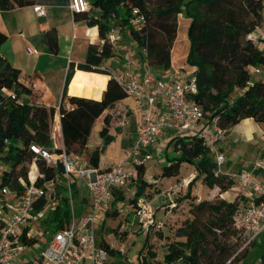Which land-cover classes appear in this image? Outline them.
<instances>
[{"label":"trees","instance_id":"1","mask_svg":"<svg viewBox=\"0 0 264 264\" xmlns=\"http://www.w3.org/2000/svg\"><path fill=\"white\" fill-rule=\"evenodd\" d=\"M34 1L41 2L0 0V10L31 5ZM88 3L86 11L72 13L73 20L83 19L87 25L96 26L100 40L108 25L120 24L134 41L139 59L145 58L150 66L158 68L157 75L170 66L169 50L176 36V16L182 14L189 20L186 29L188 47L184 62L195 68L193 76L196 90L191 98L200 106L205 122L212 116H217V124L225 133L244 118L264 122V80L250 72L252 66H260L264 70V52L262 48L259 49V45L245 38L258 25L263 8L262 0H88ZM133 8L144 16V22L138 27H133L129 22ZM88 10L95 13H88ZM5 40L6 35L0 31V46ZM41 41L51 53L57 52L54 28L44 30ZM110 55V47L105 41L88 44L83 61L68 64L56 108L63 149L66 152L80 153L89 167L99 168V155L112 140V136L107 133L109 115L105 114L102 117L103 125L98 131L101 143L88 151L86 140L92 123L104 109L111 107L125 95L111 77L107 79L99 100L67 96L65 85L73 68L109 74L107 65L106 70H99L96 66L105 63ZM18 72L0 51V162L3 165L0 169V184H8L10 187L18 186V176L25 179L27 167L34 156L28 145L33 143L51 146L49 124L55 111L54 107L31 104L19 99L21 95H28L31 91L18 80ZM63 101L68 103V107L63 106ZM168 145L175 154H164L159 176L177 175L178 167L184 162L193 165L196 173L187 181L186 191L182 196L183 199H188L186 211L189 217L174 228V238L166 243L162 262L179 260L185 264H198L201 257L220 256L225 238L233 236L230 223L237 202L221 197L195 201L189 195L190 184L196 179L208 187L216 186L218 194L231 184L224 172L217 171L211 151L199 136H174L169 139ZM36 162L43 171L44 178L60 173L59 165L53 170L40 160ZM4 165H8L9 170ZM143 173L144 164L136 165V186L129 199L130 203H135L137 198L142 197L149 185L143 178ZM60 200L52 209L51 221L54 228L67 222V202L65 198ZM120 200H123V195L117 194L112 204ZM44 205L43 199L40 200L34 206L33 213ZM117 213L116 207L109 208L104 212V217L113 218ZM156 233L158 237L161 236L159 231ZM98 244L109 254H120L101 236ZM252 244L259 246L256 254L258 261L255 264H264V241L260 243L255 240ZM136 257L139 264H155L149 261L155 260V255L146 244L137 251Z\"/></svg>","mask_w":264,"mask_h":264},{"label":"built area","instance_id":"2","mask_svg":"<svg viewBox=\"0 0 264 264\" xmlns=\"http://www.w3.org/2000/svg\"><path fill=\"white\" fill-rule=\"evenodd\" d=\"M66 3L72 13L86 11L89 6L87 0H66ZM31 7L36 16L43 15L42 2L34 1ZM129 22L138 27L144 22V16L133 8ZM123 33V26L110 24L100 41H105L111 54L117 56L113 60L123 59L121 66L115 71L109 70V74L139 113L126 155L108 167L97 168L87 166L78 152L29 144L28 149L34 156L28 165L26 180L18 176L17 187L0 184V264H114L98 244L95 226L102 221L117 191L128 186L135 189V167L149 160L152 151H160L158 144L162 134L167 141L178 135L199 136L220 171L224 158L217 144L225 130L217 124V116L205 122L200 106L191 98L196 90L193 73L181 80L174 79L168 70L157 75L145 58L125 55L129 48L135 49V43L131 39V43H123ZM245 38L261 45L264 52V23L256 25ZM25 50L30 52L29 47ZM96 68L106 70L104 63ZM250 72L264 80L260 66H252ZM159 107L163 109L160 111ZM37 160L53 170L59 165L60 173L44 178ZM257 168L264 169V165L249 167L245 162L233 174L225 173L239 192H248L245 204L237 205L231 215L232 239L239 244V249L251 245L264 229V180L256 177ZM78 181H82L88 191L87 205L80 213L74 212L72 205V191ZM181 181L184 183L183 179ZM61 198L67 202V222L51 231L41 254L26 257L23 252L35 241L27 227L34 206L43 199L54 208ZM7 200L13 202L11 210L5 205ZM142 209L140 207L137 214ZM139 221L140 228H145V222L140 218Z\"/></svg>","mask_w":264,"mask_h":264},{"label":"rangeland","instance_id":"3","mask_svg":"<svg viewBox=\"0 0 264 264\" xmlns=\"http://www.w3.org/2000/svg\"><path fill=\"white\" fill-rule=\"evenodd\" d=\"M262 2L263 8L261 10V18L258 21V25H262L264 23V0H262ZM88 11V13L91 14L95 13L93 10ZM188 21L189 20L184 18L182 14H178L176 16L178 29L177 40L186 48L188 47L186 37V26ZM123 34L125 41L131 43L128 34L126 32ZM76 43L77 40H75V46L77 45ZM258 47L259 49L262 48L261 45ZM170 50L169 61L171 60ZM132 51H135V53L137 52L136 48ZM187 66L188 65L186 64L184 65V67ZM151 67L155 73H159L158 68H154L153 66ZM108 75L111 77L110 74ZM83 77L91 81L90 83H87L85 88L88 91L95 92L97 94V96H93L90 99H97L99 97L98 94H100V91L103 88L105 78H99L97 75L88 73H85ZM68 92L69 94H74L70 91V87ZM20 98L21 96L19 99ZM108 109V111H112L111 114L108 115L111 122V132L115 134L120 131V128L122 127L120 123L128 117V113H130V111L128 108H125L124 110H116L117 108H115L114 104ZM104 114H107V112L103 111L101 115ZM49 133L51 140V146L49 148L59 149L62 147V145L58 146V137H54V134H56V123L53 119L50 120ZM163 136L166 137L165 134ZM218 143L221 145L220 152L224 158L223 163L219 168L220 171L226 174H233L241 166V164L245 162L249 167L264 165V122H254L250 118L242 119L235 125H232L226 135ZM119 144L121 145L120 142H118V145ZM159 148L160 151H152L150 159L143 162V174L145 175V178L149 180L156 179L164 161V159H162L165 154L163 152V145ZM111 150L113 151V148ZM167 151H170V146ZM160 158L161 160H159ZM1 166L2 164L0 162V169ZM5 167L9 170L8 165ZM17 169L18 168H16L15 171H17ZM195 173L193 165L185 162L181 163L178 167L177 175L159 176L160 180L157 183L148 181L149 185L147 189L144 190L142 197L137 198L135 203L129 202L134 189L131 186L122 188L123 200L116 202L115 205L118 210L117 215L113 218L107 217L104 221H102L103 223L100 222L95 226L97 241L99 236H102L111 248L118 250L120 253L119 255H112L107 252L108 260L114 264H139L136 257L137 251L146 244V246H148V248L153 251L155 255V260L151 259L149 261H153L155 264H185L179 260L167 263L162 262V252L164 251L166 243L174 238L172 235L174 228L182 220L189 217V213L186 211L188 199H183L182 196L186 191L187 181L191 179ZM259 174L257 172L259 177L258 179H262L264 176ZM181 179H183L184 183ZM77 191L83 195L88 194V191L82 181H78ZM217 191L218 189L216 186L208 187L196 179L190 184L189 195L193 196L195 201L196 199H212L219 197ZM222 193L223 198L227 200H234L237 202L238 206L245 204L247 201L248 192H239L233 181H231L230 186ZM154 194L164 195V198H160L159 196L158 198L150 201ZM77 197L78 195H76L73 190L72 205L73 210L76 213L80 212L79 203L78 201H75V198ZM60 201L61 200H59V203ZM1 203L2 196H0V205ZM5 205L6 207H9V210H11L13 208L12 200L5 201ZM140 207H143V209L139 212V214H137ZM176 207L177 210L174 211ZM52 209L53 208L49 205V203L46 202L43 208L31 215L27 227L29 233L35 238V241H33L27 247L25 252H23L26 257H29L32 254L36 256L41 254L45 242L50 236L51 231L54 230V224L51 221ZM139 218L145 222V228H140L141 221H139ZM157 231L160 232V237L157 236ZM256 241L260 243L264 241V229L259 233ZM258 248L259 246L251 244L248 247L239 249V244L232 239V236L226 237L225 246L220 256L201 257L198 264H255L258 261L256 258Z\"/></svg>","mask_w":264,"mask_h":264},{"label":"crops","instance_id":"4","mask_svg":"<svg viewBox=\"0 0 264 264\" xmlns=\"http://www.w3.org/2000/svg\"><path fill=\"white\" fill-rule=\"evenodd\" d=\"M41 2L44 4V13L41 16L35 15L31 5L16 7L9 10H0V31L6 35V40L1 44L0 51L10 63V65L18 69V80L30 88V94L21 95V98L31 104H43L45 106L54 107L55 111L52 119L53 121L57 120L56 134H54V137H58V146H60L62 143L56 108L60 101L61 92L63 90L66 69L70 62L75 64L77 62L83 61L87 45L98 44L100 39L97 35L96 26L87 25L83 19L73 20L72 12L67 6L66 0H41ZM49 28L55 29L57 39L56 53H51L41 41L42 32ZM177 31L178 29H176V36L170 50L171 60L170 66L167 70L173 74L174 79L181 80L191 75V72L193 73L194 71V67L189 65L184 67L186 64L184 59L187 48L181 45L177 40ZM75 40H77L76 46ZM122 42L127 43L124 37ZM26 47L30 48L29 53L26 52ZM132 50L133 49L129 48L125 52V55H137L135 51L133 52ZM113 59H117V56L111 54L104 63L107 65L110 71H115L117 68H119L123 61L122 58L119 60ZM164 72L165 71L161 72L160 74H163ZM85 73L97 75L99 78H105L103 88L101 89L100 94H98L99 97L97 99H93L99 100L102 91L105 89L106 81L109 78V75L76 68H73L71 75L65 85V95L89 99L93 96H97L95 92L88 91L85 88L87 83L91 82L83 77ZM69 87L70 91L74 94H69ZM132 102L133 101L129 97H124L114 102V106L117 108L116 110H124L125 108H128L130 113H128V117L124 119V121H121L120 124L122 127L120 128V131L115 134L111 132L112 128L110 126L111 122L109 118L107 133L112 136V140L104 147V150L99 155V168L108 167L111 164L118 162L126 155L130 141L134 134L135 125L139 119V113ZM63 106L68 107V103L63 101ZM108 108L104 109L103 111H106L107 115H110L112 111H108ZM159 109L161 111L163 108L159 107ZM101 114L92 123L87 136L86 148L88 151H91L95 146H98L101 143V139L98 135V131L103 125V115ZM229 129L226 131V133L229 131ZM163 135L164 134H162L159 139L158 146L163 145V152H167L166 155L170 156L174 152L167 151L170 145H168V141ZM118 142H120L121 145H118ZM217 147L220 150L221 145L218 143ZM112 148L113 151L111 150ZM162 159H164V155ZM159 160H161V158ZM261 170L264 169L257 168L254 170L257 178H259L257 172L258 174L260 173L259 175L264 176V171ZM159 172L156 176V179L149 180L145 178L144 174L143 178L147 182L149 181L157 183L160 180ZM262 180H264V177ZM73 190L75 191L76 195H78V197L75 198V201H78L80 212H82L87 205L88 194H80L77 191V186L74 187ZM122 190L123 189L117 191L114 196L117 194L123 195ZM222 194L223 193L218 194L219 197L223 198ZM159 196L160 198H164V195L154 194L150 201L158 198ZM115 205L116 203L113 205L111 202L110 209L115 208ZM175 210H177V207L174 209V211ZM104 219L105 217L102 221H104ZM102 221L101 223H103ZM103 239L106 242L105 238Z\"/></svg>","mask_w":264,"mask_h":264}]
</instances>
